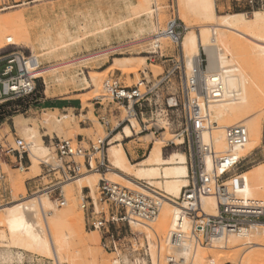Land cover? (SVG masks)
<instances>
[{
    "label": "built area",
    "instance_id": "2783aa9c",
    "mask_svg": "<svg viewBox=\"0 0 264 264\" xmlns=\"http://www.w3.org/2000/svg\"><path fill=\"white\" fill-rule=\"evenodd\" d=\"M236 3L252 11L264 9V0H236ZM187 32L178 18L170 20L161 30V35L177 48V54L167 56L162 53L160 43L155 45L149 59L162 61L163 75L144 76L132 87L113 76L104 82L106 95L103 98L109 101L104 110L109 116H101L100 122L107 130L105 138L89 144L83 138H50L53 153L40 164L46 176L55 181L51 193L59 191L57 201L61 207L66 205L64 183L87 173L102 176L98 200L85 196L82 208L87 212L91 209L89 227L101 232L107 252L130 251L132 258L128 264H143L147 258L153 264L149 245L140 250V235L132 232V226L156 222L164 205L163 196L156 191H137L106 179L113 169L109 155L112 139L115 134L124 132L126 126L136 133L133 122L139 127L135 136L164 138L170 132L172 139L165 142V147H178L187 157L189 184L183 188L179 199L169 198L183 208L168 238L173 253L165 258L167 264H194L199 248L212 246L216 239L240 234L252 224L264 222V201H245L239 194L242 180L237 172L246 158L238 159L235 150L249 142L248 129L244 125L226 128L228 149L217 151L212 133L218 125L213 122L212 107L224 98V79L220 73L209 72L204 50L197 57L186 58L183 41ZM4 64L0 72V98L36 100L42 70L40 61L34 56L11 54ZM97 101L103 106L100 99ZM122 111L126 113L123 119L120 118ZM0 158L14 159L12 164L26 171V160L31 163L30 145L16 138L15 147L0 145ZM6 181L7 176L0 169V199L6 196ZM207 196H214L218 201L216 216H207L203 209L202 199ZM184 218L191 221L188 230H184ZM158 244L159 251L161 244Z\"/></svg>",
    "mask_w": 264,
    "mask_h": 264
},
{
    "label": "bare ground",
    "instance_id": "6f19581e",
    "mask_svg": "<svg viewBox=\"0 0 264 264\" xmlns=\"http://www.w3.org/2000/svg\"><path fill=\"white\" fill-rule=\"evenodd\" d=\"M178 4L181 22L184 26H201L199 34L195 31H188L185 36L183 48L186 58L197 57L204 50L207 56L209 72L220 73L224 79L226 87L224 98L212 107V118L218 123L212 133L215 147L219 152L226 151L228 146L226 144L225 129L235 125H244L249 132V142L245 147L235 150L236 157L243 159L260 147L262 143L264 112L259 108V104L264 102V91L259 92L257 85H251L254 79V76L251 79V73L260 71L264 75V11H256L252 18H247L246 14L243 13L219 16L216 12V0H178ZM153 5H155V8L157 6V9H153ZM129 6L131 9L130 15L128 14V17L114 23V28L122 27L127 22L126 20L132 21L135 19L142 22L144 18L151 19L159 8L157 0H138L137 3L131 2ZM126 7L128 6L126 5ZM191 18L196 19L195 22L197 23L193 24ZM194 19H192L193 22ZM17 21L20 20L14 14L13 16L9 14V17L0 18V48L27 44L33 40H30L26 33H22L24 36L19 33L20 29L18 28L22 26H17ZM149 26L153 30L151 21ZM144 27L140 30L143 31ZM111 29V24L105 23V21L98 22L94 26H90L88 23L80 24L76 32L63 29L57 32V41L55 43L43 45L42 55L37 54L36 48L32 47L33 55L40 61L39 56L52 55L59 51L70 50L75 46L79 47L78 45L83 41L95 40L98 37L106 36ZM49 37L50 35H48L47 39ZM161 39H156L153 44L160 43ZM117 61L120 62L119 59H115V62ZM121 62L118 63L121 64L120 66L124 63ZM70 64L65 63L64 67ZM124 64L123 66H127V64ZM57 70V67H50V69L41 71H43V75L44 73L49 74L50 71L57 72ZM133 70L127 71L126 69L125 73H132ZM53 72H50V74ZM61 80H64L63 77ZM83 81L87 88L94 89L98 99L103 97V92L105 91L103 76L90 75V81L87 77H84ZM87 100L84 99L85 105L88 102ZM17 122L20 126H23L26 121L18 118ZM133 125L136 133L131 127L126 126L124 132L114 135L109 149L113 169L111 170L112 172H108L106 177L122 180L128 187L134 188L133 190L136 188L137 191L148 193H152L151 190H153L161 194L164 198V205L161 210L158 229L164 231L170 228L169 230L173 231L177 224L178 214L183 207L177 203H172L169 198L179 199L183 188L189 184L187 157L184 152L173 151L169 157L165 158L160 144H155L165 143L168 137L159 139L149 135L144 136V139L153 138L155 147L153 146L150 154L139 165L131 164L122 143L124 140L131 139L139 133L137 130L138 125L135 122H133ZM25 129L33 140V144H29L33 162L31 165L34 168L32 170L38 172L40 170L39 165L49 159L50 150L42 145L40 135L35 129L31 127H25ZM211 167L212 163L209 161L208 168L210 169ZM240 176L242 180L240 196L245 201H264L261 200L264 198V164L243 172ZM101 177L97 173H87L63 185L62 189L68 192V196H71L70 199L74 198L77 192L81 193L83 188L90 189L93 193L94 187ZM19 182V186L21 185L25 191L23 180ZM75 183H78L77 187L73 185ZM56 205L57 203L50 198V192H43L29 199L15 200L0 207V212H2L0 227L3 229L0 231V241L3 247L0 253L1 263L10 264L15 259L22 261L25 256L24 252H28L54 259L58 264H61V261L68 259L67 251L75 239L77 231L80 234L79 244L82 250L86 256L97 262V256L91 247L95 246L98 240L87 241L84 237L83 227L77 226V223L82 220V213L80 212L81 214H79L80 208H78L75 200H71L66 209H57ZM202 206L207 216H216L218 214V201L214 196L203 198ZM134 226L144 227L152 231L156 228V226L152 227V225L148 224L135 223ZM190 226V219L184 218V230H188ZM153 232L156 231L154 230ZM148 237L151 239L150 235ZM150 244L152 247L154 246L152 242ZM202 248L197 251L194 264L222 263V261L220 263V260H222L221 258L224 255H218L220 256L219 258L216 255L208 254V256L206 250H239L238 253H246L254 249H258V251H254L247 258L241 257L242 264H264V250H261L264 249V222L254 223L240 234H229L224 238L216 239L209 248ZM153 258L154 264H161L160 248L158 260L155 261L154 255Z\"/></svg>",
    "mask_w": 264,
    "mask_h": 264
},
{
    "label": "rangeland",
    "instance_id": "374dc122",
    "mask_svg": "<svg viewBox=\"0 0 264 264\" xmlns=\"http://www.w3.org/2000/svg\"><path fill=\"white\" fill-rule=\"evenodd\" d=\"M131 2L137 3L138 0H0V18L9 17V14L10 16H13V14L17 15V18H19L20 21H17L18 25H16L22 26L18 28L20 29L19 33H26L30 40L33 39L31 40L33 43L30 41L27 44L10 45L0 48V72L4 69L5 58L11 54L31 57L34 56L32 51V47H34L36 48L35 50L37 54L42 55L43 45L46 43H55L57 41V32L63 29L76 32L80 24L84 25L88 23L90 26H94L97 25L98 22L104 21L112 26V29L106 36L98 37L95 40L90 39L88 41H83L78 45L79 47L75 46L70 50L57 52L58 54L61 53L60 55L54 53L52 55L39 56L42 70L50 69V67H57L58 70L57 72L50 71L53 73L50 74L49 72V74L44 73L43 75V71L40 72L41 79L38 83L39 88L37 98L49 99L52 101H74L77 110H45L37 112L35 109L33 110L31 108V104H33L31 98L14 100L11 97H2L0 98V128L2 124L1 121L4 122L7 119H10L8 121L10 124L13 120L12 118L21 116L19 118L26 122L23 126H20L17 122V136L30 144L33 140L27 133L25 127L35 129L38 135H40L39 137L42 145L48 147L50 153H53L50 138L54 140L57 138L62 140H76L83 138L87 144L90 142L95 143L99 139L105 138L107 135L106 127L101 124L100 119L97 118V116L98 114L106 117L109 116L108 112L104 110L109 106V101L103 98L106 95V92L104 91L103 97L99 98L100 101L103 102V106H101L97 101L98 98L94 93V89L87 88L85 85L83 81L84 77H87L90 81V75L103 76L104 87V82L109 77L113 76L120 79L125 86L132 87L144 76L150 78L153 74L154 77L157 78L163 75L164 67L162 61L159 58H156L153 61L149 59L154 52L155 43L153 44V42H155L156 39L162 38L160 40V46L163 47H161V50L164 55L174 56L177 54L176 46H174L170 40L166 39L165 36H161V30H164L167 23L173 18L181 20L178 0H157L159 5L158 12H156V14L154 13L151 19L144 18L142 22L135 19L132 21L126 20L127 22L122 27L114 28V23L130 15L131 9L129 5ZM126 5L128 7H126ZM153 9H157V6L155 8V5H153ZM256 11H264V9L252 11L244 4L237 5L236 0H216V12L219 16L243 13L246 14L247 18H252ZM192 19L194 18H191L193 24L197 23L195 22L196 19H194V22ZM85 21L86 23H84ZM150 21L153 30L150 29ZM142 27L145 28L143 31L140 30ZM186 28L188 31H195L198 34L201 31V26ZM22 35L24 36V34ZM48 35H50L49 39H47ZM115 59L124 62L129 68H124L127 66H123L124 63L122 62V66H120L121 64H118L120 62H115ZM126 59L127 61L125 62ZM65 63H71L74 67L70 64L65 65V68ZM61 68H64V71ZM126 69L127 71L133 70V72L125 73ZM251 74V79L254 78L253 81L251 80V85H257L256 87H259V92L264 91V75L262 72L255 71ZM45 76L47 77L45 78ZM252 76L254 77L252 78ZM62 77L64 79L63 81L61 80ZM84 99H88L86 105ZM259 105L261 111L263 110L264 112V102H261ZM113 108H115V106ZM125 116L126 113L122 111L120 118L123 119ZM13 121H15V119ZM213 122H215L214 119ZM262 124V143L260 147L245 157L246 159L240 166V169L237 172L238 174H242L243 172L252 170L257 166L264 164V113ZM137 130L139 131V127ZM0 131H2V129ZM164 137H168L167 141L172 139L170 132H167ZM161 138L162 137H159V139ZM15 140V137L10 133L8 139L5 132L0 133V143L3 146L9 145L15 147ZM154 144L155 142L153 138L144 139V136L141 137V140L139 138V149L144 150L146 156L139 159V162L131 163L133 165L141 163V161L150 154L153 146L155 147L157 144H160L162 147L165 158L169 157L173 151L183 152V150L175 146L166 148V143L161 142ZM132 146H137V143L133 142L132 145L129 146L131 151ZM30 159L31 163H33L31 155ZM7 161L8 159L0 158V169L7 176V193L4 199H0V207L12 203L15 200L29 199L38 195V193L43 192H50V198L57 203V209H66L69 203H71V200L73 201L74 199L78 208H80L79 214L82 213V223H80L81 221H79V223L76 222L77 226L83 227L84 237L87 241L98 240L97 244L91 247L97 256V262H94L93 259L86 256L82 250V247L79 244L80 234L77 231L76 237L67 251L68 259L66 261H61V264H119L118 261H120V263L122 261L124 264H128V262H130L132 258L130 251L124 250L120 254H113L107 252L103 248L101 232L89 227L88 217L91 213V209L87 212L82 208L83 198L85 196L90 195L95 201L98 200L100 195L99 184L102 177L101 179L99 178L100 180L95 185L93 193L90 189L83 188L81 193L77 192L75 197L70 199L71 196H68V192L63 190L67 204L61 207L57 201L60 198L59 191L51 193L54 189L52 186L55 184V181L53 180V177L46 176L41 165H39L40 170L37 172L32 170L33 165H31L29 161V164L27 165L28 171H21L18 170L14 164L9 165ZM79 161L83 162L82 159ZM106 179L124 187L125 185L128 187L122 180H115L111 177H106ZM20 180H23L24 182L25 191L21 185L19 186ZM67 183L69 182H66L63 185ZM77 184L78 183H75L73 185L77 187ZM135 190L137 189L135 188ZM261 200H264V198ZM77 202L80 203L78 204ZM0 216H2V212H0ZM159 222L160 217L156 222L148 224L152 225V227L156 226V228H154L156 232H153L154 230H147L144 227H136L134 225L132 226V232L140 235V250L149 245L153 264V255L155 256V261L158 260L157 245H159L158 243L160 242L161 264H167L165 258L173 253V249L168 244V238L172 230H169L170 228L164 231L159 230ZM1 230L3 229L0 227V231ZM149 235L151 239L148 237ZM149 240L154 244L153 247ZM207 247L209 248L210 246ZM2 250L3 247L0 241V253ZM254 251H258V249L246 253H238L239 250H206V254L216 256H221V254L224 255L223 258H221L222 260H220V263L222 261L221 264H242L241 257L247 258ZM24 253L25 256L22 261L15 259L10 264H58L57 261L51 258L28 252ZM220 256H218V258ZM1 262L0 258V264H3ZM143 264H151L150 259H145Z\"/></svg>",
    "mask_w": 264,
    "mask_h": 264
},
{
    "label": "crops",
    "instance_id": "0c3cea01",
    "mask_svg": "<svg viewBox=\"0 0 264 264\" xmlns=\"http://www.w3.org/2000/svg\"><path fill=\"white\" fill-rule=\"evenodd\" d=\"M31 108L34 110H36L37 112L39 111H45V110H77V108L75 107V102L74 101H70V100H58V101H52L49 99H41V98H37L36 100L33 101V104H31ZM21 117V116H16L14 118H12L13 120L15 119V121L12 120V122L9 124L8 121L10 119H7L6 121H1V128L2 129L1 132H5L6 137L8 139L9 133L11 135H13L16 138H19L17 136V119ZM101 115L98 114L97 118L100 119ZM9 131V133H8ZM121 132H119L120 134ZM118 134V133H117ZM115 134V135H117ZM139 136H134L131 139H126L123 141V147L124 150L126 152V155L129 159L130 162H139V159H142L146 156V152L144 150L139 149ZM133 142L137 143V146H132V151L129 149V146L132 145ZM1 145V143H0ZM13 159H8L7 163L10 165L12 164ZM27 165L29 164L28 159L26 160ZM132 164V163H131ZM137 165V164H136ZM139 165V163H138ZM87 197H90V195H88ZM125 231L128 233V229H125Z\"/></svg>",
    "mask_w": 264,
    "mask_h": 264
}]
</instances>
